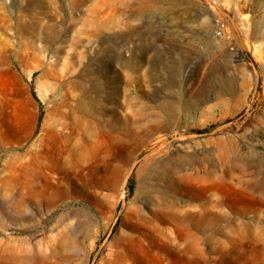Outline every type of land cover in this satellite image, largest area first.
I'll return each mask as SVG.
<instances>
[{
	"label": "rangeland",
	"instance_id": "1",
	"mask_svg": "<svg viewBox=\"0 0 264 264\" xmlns=\"http://www.w3.org/2000/svg\"><path fill=\"white\" fill-rule=\"evenodd\" d=\"M84 95L128 123L102 137L91 120L85 177L65 183L49 205L26 187L39 171L28 173L25 162L37 156L47 117L79 116L73 107ZM262 122L264 0H0V242L25 252L28 264H227L203 243L199 257L147 242L126 253L116 237L130 234L123 221L133 207L159 223L160 207L143 202L158 195L149 187L136 195L141 180L150 182L149 165L169 171L183 159L201 173L227 171L218 143L264 148ZM175 170L150 182L169 200L170 182L186 173Z\"/></svg>",
	"mask_w": 264,
	"mask_h": 264
},
{
	"label": "bare ground",
	"instance_id": "2",
	"mask_svg": "<svg viewBox=\"0 0 264 264\" xmlns=\"http://www.w3.org/2000/svg\"><path fill=\"white\" fill-rule=\"evenodd\" d=\"M104 101L86 95L79 96L73 107L79 112V116H75L71 109L62 114L63 121L48 116L42 124L36 139L37 156L25 162L30 171L28 173L34 174L36 168L39 173L25 185L34 194L47 199L49 205L53 203L55 193L65 183L76 186L85 177L84 172L88 166L84 160L90 150L91 154L93 152L92 137L96 133H91V120L102 126L97 133L102 137H105L107 131L109 134L106 136L111 137L109 126L117 127L128 123L119 119L115 112H109L103 106ZM120 103L119 99L113 100L116 106ZM93 109L103 116L110 113V119L99 116L94 118ZM175 114L176 111H169L167 124H176ZM156 125L161 126L158 123L154 124ZM28 135L31 137L30 133ZM252 138L253 136L249 138L250 142L254 141ZM246 143L248 147L241 149L230 142L218 143L216 152L220 162L229 166L227 171L218 172L216 166L211 165L201 173L196 165L187 164L181 159V163L175 168L186 173L174 177L170 182L173 192L171 200L162 191L153 188L150 182L151 178H164L169 174H177V171L174 167L168 171L164 165H149L150 182L147 179L141 180L136 195L148 193L149 190L158 195L157 198L146 197L143 202L160 207L153 217L167 228H160L159 223L146 219L138 207L131 208L123 221V226L130 234L120 233L116 237V241L121 242L123 251L131 253L135 246L141 247L143 242H147L151 247H158L168 254L176 250L184 255L199 257L203 253L200 248L203 243L209 247L210 253H221L227 264H264V148L251 145L249 141ZM188 144L189 142L181 140L177 146L190 148ZM148 161L139 169V176L147 171ZM188 170L193 172H187ZM118 173L119 169L116 168L115 178ZM225 187L237 190L236 198H230ZM203 200V203H196ZM0 264H28V256L25 252L0 242Z\"/></svg>",
	"mask_w": 264,
	"mask_h": 264
},
{
	"label": "built area",
	"instance_id": "3",
	"mask_svg": "<svg viewBox=\"0 0 264 264\" xmlns=\"http://www.w3.org/2000/svg\"><path fill=\"white\" fill-rule=\"evenodd\" d=\"M215 36L217 38H224L225 36V25L221 22H217V26L215 29Z\"/></svg>",
	"mask_w": 264,
	"mask_h": 264
}]
</instances>
